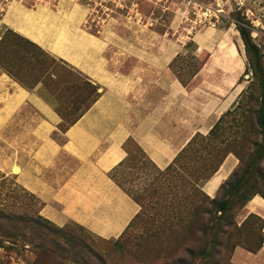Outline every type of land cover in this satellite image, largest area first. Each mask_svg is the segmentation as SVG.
Returning a JSON list of instances; mask_svg holds the SVG:
<instances>
[{
  "label": "rangeland",
  "instance_id": "374dc122",
  "mask_svg": "<svg viewBox=\"0 0 264 264\" xmlns=\"http://www.w3.org/2000/svg\"><path fill=\"white\" fill-rule=\"evenodd\" d=\"M130 4H137L140 14L136 17L134 12L115 9L111 3L88 6L78 0L3 2L0 6L1 75H6L24 89L35 90L47 99L59 115L60 129L63 130L89 106L100 88L72 66L34 44L32 39L39 42L46 23H51L50 19L55 21L54 18L64 20L68 27V24L79 22L86 16L88 31L96 35L107 21L112 23L116 32H120L119 21L127 20L134 25L132 32L138 35L149 32L165 34L178 46L193 41L194 46L190 48H196V56V53L203 56L196 58L189 50L186 58L178 59L180 75L189 77L207 56L201 75L193 78L191 87L201 85L203 93H214V85L229 88L237 84L241 92L235 106L220 123L217 138L208 142L201 137L194 139L165 169L156 168L131 142L126 144L128 156L112 176L139 204L140 212L138 218L115 239L99 238L75 223L57 227L44 220L39 215L40 203L23 190L12 176L0 173V213L23 221L8 226L0 220L2 232L10 233L6 237L0 236V264H78L75 263L78 254L85 264H174L181 258L186 259L182 256V249L200 244H182V236L175 234L179 231L177 219L186 214L185 219L192 221L190 203L194 199V190L198 188L205 193V182L194 181L202 175L203 166L213 164L218 159L209 157L206 151L214 148L223 154L229 150L227 156H233L239 167L240 160L234 155L235 152L249 146L243 157L246 162L254 151V146L248 144L250 141L264 146L263 133L256 126L255 114L247 110L249 94L253 95L252 91L245 94L251 74L249 71L244 73L249 64L243 43L235 30L237 22L244 29H249L251 38L264 52V0H127L123 3L128 9L132 7ZM129 25L126 28L128 31L132 28ZM60 34L64 36L61 40L67 38L65 31L62 30ZM140 45L145 48L151 46L146 41ZM250 127L256 130L255 134L248 129ZM207 143L209 147L205 151ZM262 154L264 157V151ZM257 166L264 178V158ZM259 178L258 188L264 192V181ZM220 194L218 189L210 199H218ZM236 208L231 209L230 214L239 227L248 215L244 217L243 209ZM250 225L259 236V225L249 221L247 227ZM247 227L239 229L242 236ZM223 231L226 229L223 228ZM183 234L189 238L188 234ZM255 237L249 238L250 244L254 245ZM210 243L206 244L207 251L212 250ZM223 243L224 239L218 234V245L213 249L215 253L211 260L193 262L188 259V262L231 264L230 255L219 246Z\"/></svg>",
  "mask_w": 264,
  "mask_h": 264
},
{
  "label": "crops",
  "instance_id": "0c3cea01",
  "mask_svg": "<svg viewBox=\"0 0 264 264\" xmlns=\"http://www.w3.org/2000/svg\"><path fill=\"white\" fill-rule=\"evenodd\" d=\"M54 19L34 44L86 76L100 88L99 97L60 130L61 119L47 99L0 73V173L31 194L40 203L39 215L53 225L75 223L99 238L115 239L140 210L111 177L128 156L126 144L165 169L194 136L208 134L235 104L241 87L214 85V93L191 87L207 56L189 77L180 75L177 63L189 50L203 56L186 48L193 41L178 46L165 34L138 35L127 20L119 21L120 32L107 21L96 35L88 31L86 16L68 27ZM145 41L151 46L140 45ZM237 164L226 156L203 184L206 195L213 197ZM243 211L244 217L253 214L264 222V199L252 197ZM262 233L261 248L256 253L235 248L231 264H264V225Z\"/></svg>",
  "mask_w": 264,
  "mask_h": 264
},
{
  "label": "trees",
  "instance_id": "16d2710c",
  "mask_svg": "<svg viewBox=\"0 0 264 264\" xmlns=\"http://www.w3.org/2000/svg\"><path fill=\"white\" fill-rule=\"evenodd\" d=\"M235 27H236L235 30L238 32L237 34H239L240 40L243 43L244 51H245L248 64H249L247 67V70L244 73H247V71H249L251 74L249 86L246 89L245 94L247 93L249 94V91H252L253 95L249 94V103L247 104V110H248V113L255 114L256 126L259 127L261 133H263L262 141L264 143V52H263V48L257 45L253 41V39L251 38L249 29H244V27H242L239 22L236 23ZM2 42H3V38H2ZM188 44L186 45V48H190L191 45L194 46L193 43L192 44L190 43V46ZM98 97H99V93L96 94L94 100L89 104V106H87L80 114H78V116L75 118L73 122H70L69 124H67V126L63 130L68 128L70 125L74 124L90 108V106L96 101ZM234 106L235 104L233 105V107ZM251 106L255 108V110H253ZM229 112L230 110L224 113L219 118V120L215 123V125L210 129L206 137L202 135H196L192 138V140L188 143V145H190L193 142V140L198 137L203 138L207 142L211 141V139L217 138L218 137L217 135L218 127ZM60 128L61 127L59 125V129ZM248 129L251 131L252 134L256 133V130L253 129V127H250ZM248 144L254 146V151H252V156H250L246 162L243 159V157H245V155L247 154V149L249 146L241 149L239 152H235L234 155L240 160V165L239 167H237V169H235L231 173L229 178L220 185L219 187V190L221 191L220 198L210 199V197H208L200 189L197 188L194 190L195 200L193 199L190 203L193 209V213L191 214L193 219L190 222L187 221V219H185L186 214H184L185 216L178 217L177 219L178 227L177 228H179V231H177L175 234L178 236H182L181 237L182 244L192 242V243H197L200 245L197 247L193 246L192 248H189V247L183 248L182 256L186 257V259L181 258L179 261L174 262V264H190V262H188V259L189 261H193V262H199L202 259H205L207 261L211 260L215 253L213 249L215 248V245L216 246L218 245V234L222 236V238L224 239V243L219 246L221 247L223 251L227 252V254H229L230 257L234 249L237 247H240L250 253H256L261 248L262 243H263L262 228H263L264 222L256 215L249 214L247 218L243 221V223L239 227H237L234 221V217L231 216L230 214V210L233 209L234 207H237L236 208L237 210L243 209L245 205L252 199V197L256 195L264 199V192L258 188L260 186V182L258 183V176H260L259 180L261 181H264V178L261 175L262 173L259 169V166H257L258 162L264 158L262 157L264 146L262 147V146L256 145L252 141H250ZM207 147H209L208 143L205 145V151ZM184 150L180 154H182ZM206 152L209 157L214 156V157H217L218 159H215L213 164H208L207 166H203L204 170H203L202 175L199 176L198 179H195L194 183L195 182L197 183L200 180L202 182H206L207 180H209L218 170L223 160L225 159V157L230 151L226 150L223 154H221L220 151L218 152L214 150V148H211L209 151H206ZM140 153L143 154L141 151ZM207 161H209V159ZM121 164L122 163L119 164V167L121 166ZM115 171L116 170H114L112 173H114ZM256 174H259V175L256 176ZM112 175L111 177L114 180ZM124 192L126 191L124 190ZM132 200L134 199L132 198ZM139 212L134 217V219L138 218ZM0 220L5 222L8 226L10 224L15 226L16 223L23 222L20 218L17 219L15 217H6L3 215V213H0ZM249 221H252L253 223H257V225H259L258 226L259 236L255 234L256 229H253L251 225L247 227V224L249 223ZM243 227H247L248 230H246L242 236L239 229H242ZM1 228L2 226L0 225V232L3 231L1 230ZM223 228H225L226 231H223ZM229 230L231 231L228 232ZM183 233L188 234L189 238H185ZM1 234L2 235L0 236L6 237L10 233L2 232ZM207 236H208V239H207ZM254 236H256L255 237L256 241L254 245H252L249 243L250 242L249 238H252ZM209 242H211L210 244L212 245V250L207 251L206 244L208 245ZM175 253H177V251H175ZM218 256H220L219 253H218ZM92 257L97 259L94 255H92ZM75 258H76L75 263L85 264L84 259L81 258L80 254L76 255Z\"/></svg>",
  "mask_w": 264,
  "mask_h": 264
},
{
  "label": "built area",
  "instance_id": "2783aa9c",
  "mask_svg": "<svg viewBox=\"0 0 264 264\" xmlns=\"http://www.w3.org/2000/svg\"><path fill=\"white\" fill-rule=\"evenodd\" d=\"M78 1L84 3V4L88 5V6L90 4H97V5L101 6L102 4H105V3H111L115 7V9H119V8L120 9H126L127 10V13L129 11L134 12L135 13V17L140 14L137 11V4H132V5L130 4L132 6L130 9H128V6L125 7L123 5V3L126 2L127 0H78ZM131 1H135V0H131ZM3 2H8V0H0V6L2 5Z\"/></svg>",
  "mask_w": 264,
  "mask_h": 264
}]
</instances>
